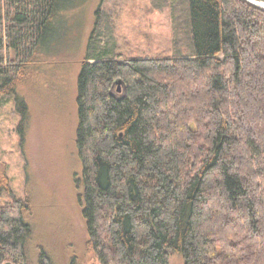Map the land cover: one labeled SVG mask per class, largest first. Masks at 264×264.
<instances>
[{
  "label": "trees",
  "instance_id": "16d2710c",
  "mask_svg": "<svg viewBox=\"0 0 264 264\" xmlns=\"http://www.w3.org/2000/svg\"><path fill=\"white\" fill-rule=\"evenodd\" d=\"M61 2L0 0V95L18 92ZM157 2L170 6L191 53L179 37L167 57L98 51L82 60L86 248L101 264H170L173 252L185 264H264V9ZM3 191L13 189L0 160ZM14 198L0 204V264H33L29 197ZM38 264L55 262L43 250Z\"/></svg>",
  "mask_w": 264,
  "mask_h": 264
},
{
  "label": "rangeland",
  "instance_id": "374dc122",
  "mask_svg": "<svg viewBox=\"0 0 264 264\" xmlns=\"http://www.w3.org/2000/svg\"><path fill=\"white\" fill-rule=\"evenodd\" d=\"M61 3L64 7L18 92L0 95V160L13 189L0 192V204H11L15 194L29 197L24 217L33 228L27 246L31 263L38 264L44 250L55 264H101L86 248L87 226L79 202L77 179L84 168L76 143L77 86L82 60L98 51L167 57L176 54L179 37L184 53H191L192 47L177 33L170 6L157 7V0ZM20 101L26 103L25 111ZM169 258L170 264H185L178 252Z\"/></svg>",
  "mask_w": 264,
  "mask_h": 264
},
{
  "label": "water",
  "instance_id": "95a60500",
  "mask_svg": "<svg viewBox=\"0 0 264 264\" xmlns=\"http://www.w3.org/2000/svg\"><path fill=\"white\" fill-rule=\"evenodd\" d=\"M250 1L254 3L257 7L264 9V0H250ZM3 264H15V263L11 260H7Z\"/></svg>",
  "mask_w": 264,
  "mask_h": 264
}]
</instances>
